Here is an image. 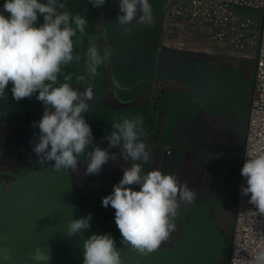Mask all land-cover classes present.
Listing matches in <instances>:
<instances>
[{
	"label": "clouds",
	"instance_id": "1",
	"mask_svg": "<svg viewBox=\"0 0 264 264\" xmlns=\"http://www.w3.org/2000/svg\"><path fill=\"white\" fill-rule=\"evenodd\" d=\"M93 7L100 8L106 0H88ZM59 0H5L0 11V98L6 96L11 84L13 99L20 101L36 95L44 106L42 117L33 127L39 129L33 141V151L40 163L54 162L51 167L56 172L75 173L78 158L87 155L85 175H98L103 166L117 159L130 161L123 167L122 179L113 186L110 195L102 198L103 207L115 210V224L121 234V243L131 246L141 255L158 251L171 234L177 231L174 222L182 201L192 205L198 193L181 184L175 175L163 174L160 170L145 172L143 164L151 159L144 119L121 118L112 124V131L104 139L109 141L107 148L94 143L91 126L85 120L93 100V89H74L65 75L59 82L64 66L78 62L75 55L77 32L83 33L87 19L72 15ZM117 23L125 35L131 33L134 21L151 25L153 10L149 0H119ZM139 13V16H138ZM43 17V23L39 18ZM110 53H101L96 46L87 50V70L97 75L98 69L109 59ZM144 137L145 139H142ZM240 174L246 186L240 185L241 194L250 196L257 215L264 217V143L259 144L245 159ZM138 186L139 190H135ZM92 214L71 219L64 234L66 237L81 236L91 227ZM8 236L0 233V259L9 261L12 249L4 247ZM83 264H123L121 249L111 233L93 234L83 239ZM29 258L40 264L51 257L44 256L39 249L29 253ZM241 264H264V245L256 249L251 259L238 257Z\"/></svg>",
	"mask_w": 264,
	"mask_h": 264
},
{
	"label": "crops",
	"instance_id": "2",
	"mask_svg": "<svg viewBox=\"0 0 264 264\" xmlns=\"http://www.w3.org/2000/svg\"><path fill=\"white\" fill-rule=\"evenodd\" d=\"M4 2L5 0H0V11H3ZM59 2L64 3L66 7L58 11H69L72 15H81L87 19L84 32H77L73 37L75 55H78L80 60L62 68L59 82L63 83L65 75H70L69 82L74 89H93V100L89 102L90 110L85 114V120L92 128L99 98H105L111 109L112 105L114 107L120 104V108H113L112 112L119 110L123 113L124 109H128L123 107V101H118L123 96L111 92L109 76L112 74H107V62L98 69L95 76L87 70L88 48L96 45L101 53L104 52L101 36L106 35V27L102 30L101 22L106 17L107 8L93 7L88 0ZM39 23H43V17L39 18ZM166 86L168 90L161 92L151 105L144 106L141 112L149 121L144 126L146 139L142 137L151 154L150 161L143 164L145 172L158 169L163 174L175 175L181 184L186 183L198 193L196 201L216 196L220 180L224 190L232 192L235 196L238 183L236 169L240 163L246 132L252 82L249 89L246 86L237 88L233 98L226 101L206 100L201 93L192 95L186 89L183 90L184 93L171 90L169 87L174 88L172 83L165 84ZM11 87L10 84L6 89L5 97L10 98ZM97 88L103 90L102 96L97 94ZM36 95L30 99H22L19 106L18 101H13L6 108L0 105V179L16 178L26 171L54 163H40L39 157L33 151V141L39 133L33 123L40 120L44 110ZM114 98L116 100H113ZM121 118L120 116L116 119ZM92 133L94 143L107 148L109 141L104 137L109 134H95L93 130ZM111 151L117 152V159L105 164L100 174L85 175L88 158L84 155L78 158L77 172L69 175L83 210L98 217L114 219L115 210L111 206L103 207L102 198L112 193L113 186L122 179L123 167L130 166V161H124L119 156V149L113 148ZM135 190H139L138 186ZM180 204L174 221L177 231L161 245V249L174 248L184 237L183 228L189 205L182 201Z\"/></svg>",
	"mask_w": 264,
	"mask_h": 264
},
{
	"label": "water",
	"instance_id": "3",
	"mask_svg": "<svg viewBox=\"0 0 264 264\" xmlns=\"http://www.w3.org/2000/svg\"><path fill=\"white\" fill-rule=\"evenodd\" d=\"M116 21L117 17H113L106 24L105 36L118 91L123 97L137 95L148 85L173 83L170 77L177 75L183 77L190 94L201 93L211 101L232 99L237 88L251 87L252 63L246 58L227 59V63L235 61V66L225 68L227 73L219 88V81L216 87L215 79L204 74L203 63L190 57L181 61L182 54L161 41L158 25L155 28L132 23L131 33L125 35ZM242 63L248 69L246 74L236 68ZM166 75L170 79H163ZM51 165L26 171L7 184L5 178L0 179V233L8 236L7 244L2 246L12 249V258L0 259V264H37L29 258L35 249L51 257L40 264H83V239L106 233H111L117 249H121L123 264H218L226 257L230 234L226 235L218 225L211 210L212 205L232 193L224 190L221 180L216 196L188 206L184 237L174 248L141 255L121 243L115 220L110 218L92 214L91 227L82 237H66L64 230L71 219H80L89 212L81 208L69 173H58ZM238 169L239 166L236 174Z\"/></svg>",
	"mask_w": 264,
	"mask_h": 264
},
{
	"label": "built area",
	"instance_id": "4",
	"mask_svg": "<svg viewBox=\"0 0 264 264\" xmlns=\"http://www.w3.org/2000/svg\"><path fill=\"white\" fill-rule=\"evenodd\" d=\"M161 25L160 39L166 45L175 46L182 38L201 36L214 51L252 63L247 126L226 255V264H241L239 259L233 261L237 251L239 258L249 260L264 245V217L257 215L254 205L248 202L250 196H243L240 188L246 186L240 174L245 159L264 143V0H163ZM179 47L192 48L188 44ZM10 98L16 101L11 92Z\"/></svg>",
	"mask_w": 264,
	"mask_h": 264
},
{
	"label": "rangeland",
	"instance_id": "5",
	"mask_svg": "<svg viewBox=\"0 0 264 264\" xmlns=\"http://www.w3.org/2000/svg\"><path fill=\"white\" fill-rule=\"evenodd\" d=\"M149 3L152 5V10H153V21L151 25H147V26H151V27H157L160 30V34L162 32V25H161V11H162V7H163V0H149ZM107 8L106 10V17L103 18L101 24H102V30H104V27H106V24L112 20L113 17H118V15H120L119 12V0H106L105 5L103 6V8ZM102 9V8H101ZM139 16V13H138ZM133 23L138 24V25H143L138 23V21H134ZM146 26V25H144ZM102 40H103V50H108V45H107V41H106V36L103 35L101 36ZM178 43L180 44H176L175 46H170L172 48H174L175 50H181L183 51L184 54H208L209 56L212 57H222L223 59H235L236 57L234 56H225L224 53H221L220 51H214L215 49L212 48L210 45H208V41L207 39L201 37V36H197L195 38H189V37H185L182 38V41H178ZM188 44L189 46H191V49H186V48H180L179 46ZM179 52V51H178ZM180 60H184L186 57L185 56H181L179 57ZM107 62V74H112V76H109V86H111V92L115 95H120L119 93V89H118V84L116 81V77L114 74V70L112 67V62H111V58L109 56V59L106 61ZM172 78V79H170ZM168 77L167 75L163 77V79H170L172 81H174L172 83L173 87H169L171 90H178L182 93H184L183 90L186 89L185 86V81L182 79L183 77L181 75H177V76H172V77ZM175 78V79H174ZM176 80V81H175ZM165 84L167 85V83H162L159 86L156 87H150L149 85L147 87H145L144 89H142V92L140 93V95H134L132 97H120L121 99H118V101H123V107L124 108H128V109H124L123 113L119 110H114L112 112V109H119L120 104L119 105H112V109L110 108V104H106V99L105 98H99L97 100V104H96V115H95V119L97 121V128H101L102 132H106L107 134H110V132L113 130L112 129V124H114L115 122L118 121V119L120 116L122 118L127 117V118H135L137 117V113L139 114L138 116L143 117L144 119V124L143 127L145 126V124H148V120H147V116H143L141 114L142 112V108L148 107L151 105V102L159 96L158 93L163 92L165 90H168L167 86L165 87ZM177 86V87H176ZM188 91V89L186 90ZM103 90L100 88H97V94H99V96H102ZM189 92V91H188ZM104 95V94H103ZM145 95V97H144ZM149 95V96H148ZM148 96V97H147ZM113 100H116L115 98ZM20 101L17 102V105H20ZM13 103V100L9 97H5L0 99V105L2 107H7L9 104ZM147 120V122L145 121ZM94 123V122H93ZM94 130V129H92ZM14 178H9L7 179L8 181L13 180ZM10 185H7V187H9ZM215 196V195H214ZM233 193H229L227 196L223 197L220 201L216 202L214 205H212L211 210L215 215L216 221L218 223V225L225 231L226 235L230 234L231 232V228H232V221H233V215H232V204H233ZM218 264H226V257L221 258V260L219 261Z\"/></svg>",
	"mask_w": 264,
	"mask_h": 264
},
{
	"label": "bare ground",
	"instance_id": "6",
	"mask_svg": "<svg viewBox=\"0 0 264 264\" xmlns=\"http://www.w3.org/2000/svg\"><path fill=\"white\" fill-rule=\"evenodd\" d=\"M178 51L180 54H182V56L186 57L185 59H189L188 57H190L192 60H196V61L198 60L201 63H203L204 67H205L204 74L206 76H210L211 78L215 79L214 85H216V87H217V85H218L217 83L219 81V88L222 85V83L224 82L223 80H224L225 76H223V74L225 75L227 73L225 68H227V66H228V67H231V69H233V67L235 66V61L227 63V59H223L222 57H215L214 58L212 56H209L208 54L204 55V54H195V53L186 55L183 53V51H181V50H178ZM236 68L237 69L241 68L244 74L248 73V69L246 68L244 63H242L240 66H236ZM190 77H191V75H190ZM185 78L188 79V77H185ZM204 79H209V77H206Z\"/></svg>",
	"mask_w": 264,
	"mask_h": 264
},
{
	"label": "trees",
	"instance_id": "7",
	"mask_svg": "<svg viewBox=\"0 0 264 264\" xmlns=\"http://www.w3.org/2000/svg\"><path fill=\"white\" fill-rule=\"evenodd\" d=\"M96 126H97V121H96V119H95V120H94V123H93V125H92V129H94L93 132H94L95 134H102L103 132H102L101 128L99 129V128H97Z\"/></svg>",
	"mask_w": 264,
	"mask_h": 264
},
{
	"label": "flooded vegetation",
	"instance_id": "8",
	"mask_svg": "<svg viewBox=\"0 0 264 264\" xmlns=\"http://www.w3.org/2000/svg\"><path fill=\"white\" fill-rule=\"evenodd\" d=\"M160 36H161V34H160ZM5 182H6V184L8 183V180H7V178H5ZM219 192V191H218Z\"/></svg>",
	"mask_w": 264,
	"mask_h": 264
}]
</instances>
